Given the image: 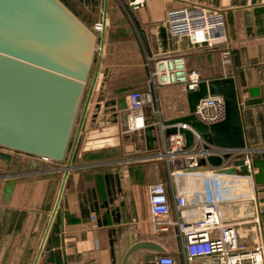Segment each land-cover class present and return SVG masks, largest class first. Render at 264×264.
Segmentation results:
<instances>
[{"label": "crops", "instance_id": "crops-1", "mask_svg": "<svg viewBox=\"0 0 264 264\" xmlns=\"http://www.w3.org/2000/svg\"><path fill=\"white\" fill-rule=\"evenodd\" d=\"M62 1L92 30L107 17L103 48L96 53L97 66L86 86L66 162L51 160L49 170L21 174L10 195L0 174V264H156L165 252L184 264L173 227L154 230L149 185L163 182L171 197L175 188L190 205L207 200L206 188H185L176 178L173 188L166 161L154 157L145 139L126 131L127 112L120 105L131 91L147 89L146 57L183 56L202 80L235 79L247 146L253 150L250 157L264 159V0H145L138 9L121 0ZM195 6L224 12L227 40L209 48L170 34L167 12ZM155 104L168 120L189 113L186 92L181 88L180 93L174 84L158 88ZM146 113L151 117V106ZM240 157L244 155H234L233 162ZM229 161L225 166L233 165ZM210 171L214 168L194 173ZM220 176L219 190L210 189L209 197H218L222 190L231 195L223 198L221 193L223 222L239 229L242 251L264 246V184L244 174ZM239 176L238 187L231 181ZM258 210L260 223L255 221ZM143 241H153L165 251L138 249L128 254ZM190 264L221 263L211 255Z\"/></svg>", "mask_w": 264, "mask_h": 264}, {"label": "water", "instance_id": "water-1", "mask_svg": "<svg viewBox=\"0 0 264 264\" xmlns=\"http://www.w3.org/2000/svg\"><path fill=\"white\" fill-rule=\"evenodd\" d=\"M141 33L147 43L142 29ZM97 43L94 31L62 0H0V162L6 165L0 167V174L8 195L13 193L21 174L49 170V161H64L67 157ZM208 94L222 95L226 104V118L210 125L195 115L200 100ZM186 95L189 113L168 120L172 127L167 129V135L179 130L185 134L186 146L193 147V132L177 127L187 124L208 143L207 147L221 148L226 153L201 158L198 166L184 172L213 167L217 174H244L264 184V159L250 157L253 150L247 146L235 79L202 80ZM120 106L126 109L127 103L123 100ZM154 131L155 125L149 124L141 136L149 151L157 141ZM236 154L244 157L225 166V160ZM70 167H65L56 210ZM138 249L165 251L153 241H143L128 254Z\"/></svg>", "mask_w": 264, "mask_h": 264}, {"label": "built area", "instance_id": "built-area-1", "mask_svg": "<svg viewBox=\"0 0 264 264\" xmlns=\"http://www.w3.org/2000/svg\"><path fill=\"white\" fill-rule=\"evenodd\" d=\"M124 6L138 9L145 0H121ZM166 23L170 34L176 39L189 38L194 44H206L215 48L219 41H225L224 28L226 18L223 11H210L204 6L184 7L167 12ZM108 25L104 17L94 27L98 37L97 52H101V34ZM219 32V34H214ZM149 77L146 90H133L126 96L127 112L126 131L135 133L140 138L144 129L155 125L154 134L157 137L154 157L166 161L171 185L174 188L173 177L185 173L184 169L198 166L201 158L211 155L224 156L225 151L208 145L201 135L190 125L179 124L190 129L194 134V145L186 146V137L179 130L167 135V124L159 106L155 104V95L160 86L181 84L184 92L198 88L202 76L196 69H190L183 56L146 57ZM151 106L152 115L146 113V107ZM196 117L205 124H214L226 118V104L222 95L208 94L202 98L195 111ZM210 189L215 191L222 182L220 175L210 171ZM149 203L155 232L169 231L173 227L174 234L181 243L184 264H190L197 258L217 255L221 264H264V246L259 244L252 251H242L239 240V229L234 224L223 222L221 209L222 198L209 197L203 203L190 205L184 193L173 189L169 195L167 185L163 182H153L149 185ZM255 217L260 223L259 210ZM218 231V234H213ZM156 264H179L175 254L165 252L159 254Z\"/></svg>", "mask_w": 264, "mask_h": 264}, {"label": "rangeland", "instance_id": "rangeland-1", "mask_svg": "<svg viewBox=\"0 0 264 264\" xmlns=\"http://www.w3.org/2000/svg\"><path fill=\"white\" fill-rule=\"evenodd\" d=\"M97 61H98V55L95 57V62L93 64V68L91 70V74L94 73V69L96 68L97 66ZM176 89H179L180 93H181V84H174ZM160 88V87H159ZM159 93H160V89H159ZM160 96V94H159ZM82 107L83 105L81 104V108H80V111H82ZM79 111V116L81 114V112ZM79 116L77 118V122H78V119H79ZM76 125H75V129H76ZM75 132V130H74ZM73 132V134H74ZM133 135H135L134 133H132ZM74 137V136H72ZM1 148V147H0ZM4 149V148H3ZM69 151H70V148L68 150V153H67V157H68V154H69ZM67 157L65 158L64 161L62 162H59V163H65L66 160H67ZM234 157V156H233ZM231 160V159H230ZM55 163V162H54ZM228 163L230 164H233V158H232V161H229ZM170 176V175H169ZM210 174H206V173H194V174H185V173H182V174H177L175 175L173 178H176L177 182L179 185H181L182 187L184 186L185 188H191V189H195L197 187H200L201 185L205 186L206 190L204 189V192H205V198L207 197V199L209 198L210 196ZM241 176H239L238 178H233L235 179V181H231L232 184H236L238 187H239V182H237L236 180L237 179H240ZM224 179H227L224 178ZM228 180V179H227ZM241 180V179H240ZM168 182H171V180L169 179L168 177ZM223 182L225 183V180H223ZM59 183V182H58ZM57 183V185H58ZM195 183V184H194ZM223 183V184H224ZM221 186V185H220ZM219 186V188H220ZM218 188V186H217ZM219 188L217 190H219ZM221 193H223V198L226 197V195H230L227 191H224L222 190ZM219 194L218 197L221 199L222 198V194ZM231 196V195H230Z\"/></svg>", "mask_w": 264, "mask_h": 264}, {"label": "bare ground", "instance_id": "bare-ground-1", "mask_svg": "<svg viewBox=\"0 0 264 264\" xmlns=\"http://www.w3.org/2000/svg\"><path fill=\"white\" fill-rule=\"evenodd\" d=\"M237 180H240V179H237ZM195 184V183H194Z\"/></svg>", "mask_w": 264, "mask_h": 264}]
</instances>
